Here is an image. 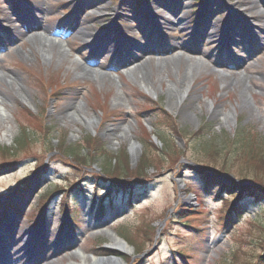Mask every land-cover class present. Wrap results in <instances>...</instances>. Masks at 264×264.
I'll return each instance as SVG.
<instances>
[{
  "label": "rangeland",
  "instance_id": "rangeland-1",
  "mask_svg": "<svg viewBox=\"0 0 264 264\" xmlns=\"http://www.w3.org/2000/svg\"><path fill=\"white\" fill-rule=\"evenodd\" d=\"M75 1L0 0V135H7L0 147L28 136L15 156L0 154V259L27 264L30 243L33 253L42 245L50 258L40 264H78L81 256L123 264H264V202L238 189L247 198L230 220L232 198L222 192L218 199L219 186L206 188L198 172L229 185L205 164L233 160L230 142L242 133L264 146V0H84L80 14ZM180 2L178 17L166 15ZM187 16L196 18L177 25ZM227 16L232 25L252 27L243 35L232 29L226 47L219 37H203L205 22L220 27ZM123 37L126 50L114 55ZM98 41L108 44L106 53L91 47ZM61 45L67 53L59 57ZM81 65L102 74H79ZM183 77L190 88L177 104L169 86ZM70 148L87 161L69 157ZM144 155L153 170L131 177ZM248 159L233 170L254 167ZM107 166L126 175L106 174ZM56 189L63 191L45 205ZM13 201L15 208L7 205ZM113 235L129 254L113 247Z\"/></svg>",
  "mask_w": 264,
  "mask_h": 264
},
{
  "label": "trees",
  "instance_id": "trees-1",
  "mask_svg": "<svg viewBox=\"0 0 264 264\" xmlns=\"http://www.w3.org/2000/svg\"><path fill=\"white\" fill-rule=\"evenodd\" d=\"M153 110H155L156 115H159L164 118V119H168V117L164 114V112L159 111V109H156L155 107H153ZM171 127V125H168ZM175 132L177 131V129H173ZM177 133V132H176ZM247 135H244L243 133L239 135L238 139H233L231 140L230 143H233V145H235V149L232 150V152L234 153V155L236 156L233 160H229L227 158L224 159L222 164H218L216 163V165H213L212 167H210L209 165L207 166V164L205 163H201V162H197L200 163L198 165L200 166H204V164L206 165L207 169L212 170L214 173H216L217 175H224L226 176L227 180L230 182V184L228 185L225 182H221L218 181V178H213L207 174H202V172L200 171L201 169H198V172L202 175V181L204 183V185L206 186V188H210L213 186H219V191L217 192V198L220 200L222 199V192H224V194L228 197V198H232V202L229 203V208H231L230 210V214H229V219L231 220L232 216L239 214L242 206L239 204V202L244 198V194H240L238 193V189L242 190L243 192H246L245 194H252L253 198L255 199H260L264 202V170L261 169V166H264V146L258 147L256 145V140L258 139L255 136H251L249 132H246ZM26 133H24L23 137L18 139L16 141V143L14 144V146L12 147H6V148H1L0 147V154L4 155V156H15L17 153L21 152L24 148H25V144L28 140V136ZM94 141H96V139H94ZM98 142V141H96ZM229 142V141H228ZM86 143L88 145H92L91 141L87 140ZM95 150H99L101 148V144L99 143H94ZM232 145V146H233ZM231 146V147H232ZM24 147V148H23ZM169 148V147H168ZM259 148V149H257ZM169 150V149H168ZM78 148H70L69 151L66 153L69 157L72 158H77L78 160L82 161V162H86L87 159L86 158H82L80 159L78 157ZM181 152V151H180ZM250 158L248 159V161H250L251 164H253L254 167H244L241 166L240 169H236L237 171H234L233 169H235V167H232L235 164H238L239 162L243 161V158ZM248 161L246 160L245 163L249 164ZM21 162V160H17L15 161V164L12 165H19ZM150 162V159L148 158V155H144L142 157V163L140 166V169H137L135 172V175H131V177L133 178H143V174L147 169L153 170V167L151 168H147V163ZM212 163V161H210ZM214 162V161H213ZM257 162V163H256ZM202 164V165H201ZM250 165V164H249ZM218 166V167H217ZM6 167V166H5ZM202 168V167H199ZM4 169V168H3ZM106 174H114V170L116 169V174L115 175H126L125 172H123V168H117L114 167L113 170H111L110 167H106L105 168ZM264 169V167H263ZM141 170V171H140ZM145 170V171H144ZM203 170V168H202ZM228 170V171H227ZM143 172V174L141 173ZM239 183V184H238ZM248 183H251V185H249ZM24 187V186H23ZM120 187L125 188L124 186H122V184H120ZM74 188V187H73ZM20 193H27L28 192V187L26 185L25 189L21 188L20 189ZM57 191H59L60 189H56ZM259 193H258V192ZM248 192V193H247ZM49 195V194H47ZM67 197V195H66ZM47 197L43 198V201H45ZM197 198H201L199 197V194L197 196ZM127 241L134 247V244H132L133 242L131 240H129V237H132L131 233L126 232V234H124ZM129 236V237H128ZM136 248V247H135ZM182 256H184V253H180ZM262 259V258H260ZM264 259V257H263Z\"/></svg>",
  "mask_w": 264,
  "mask_h": 264
},
{
  "label": "bare ground",
  "instance_id": "bare-ground-1",
  "mask_svg": "<svg viewBox=\"0 0 264 264\" xmlns=\"http://www.w3.org/2000/svg\"><path fill=\"white\" fill-rule=\"evenodd\" d=\"M83 2H84V0H76L74 2V3H76V7H77L76 8L77 9L76 14H80L81 13V8H82ZM44 10H45L44 6H42V5L38 6V11L39 12H44ZM25 11L27 12L26 9H25ZM24 18L25 17L22 18V16H21V17H19V20L22 23L23 27H27V25H29L30 23L27 20L24 21L25 20ZM33 26L34 27H39L41 29H45V31L47 33L51 32V29L48 26H46L45 24L35 23L34 22ZM27 29H28V27H27ZM115 35H117L119 37L118 34H115ZM148 45L151 46L152 44L149 42ZM44 46L45 45H43L41 43L40 49L42 50V47H44ZM91 47H93L95 49V52L97 51L98 54H104L108 50L107 45L104 44L102 41H98L97 43H95ZM58 48L59 49H57V51H58L59 57H62V56L65 55V53H67V51H66V49L64 48L63 45L59 46ZM136 52L140 53L139 55H141L143 53H147L146 50H144L142 48V51H141V49L138 48V47L136 49ZM45 54H47V53H45ZM48 55L54 56L55 54H48ZM129 56H131V55H129ZM79 74H85V75H88V74L95 75V74H97L98 75V74H102V73L97 71V70L87 68V66H84V65L82 66L81 65ZM169 87L172 90L171 94H173L175 96V98L177 100L176 103L178 104L179 102H182L184 100L185 95L189 91L190 84L186 83V80L183 77L181 80H179L176 83L171 84ZM244 91H245V93H247L249 91V89L247 87H245ZM246 100L249 101L247 98H246ZM0 111H2V105L1 104H0ZM214 114H215V112H214ZM217 114L218 113L216 112L215 115H217ZM89 121H91V120H89ZM6 139H7V135H3V136L0 135V142L5 141ZM131 146H132V149H133L135 147V143H133ZM5 231H8V230L5 229ZM2 234H0V241H1V238H3ZM112 243H113L112 244L113 247L117 248L118 250H120L123 253L129 254L131 252V249L127 246V244L124 243L122 240H120L117 237V235H113ZM43 248L44 247L42 245L39 246V251L35 252V253H33L31 255V259H30L28 264H40L41 261H46V260L50 259L48 256L44 255V253L42 252ZM80 258H81L82 261H81V263H78V264H123V261L121 259H119V258L99 259V258H96L94 256H81ZM0 264H5V263L0 262Z\"/></svg>",
  "mask_w": 264,
  "mask_h": 264
}]
</instances>
